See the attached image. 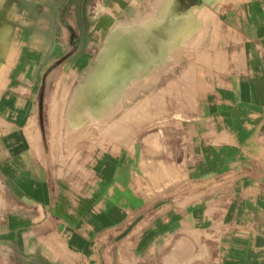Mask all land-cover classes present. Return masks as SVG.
I'll return each instance as SVG.
<instances>
[{"label": "crops", "instance_id": "0c3cea01", "mask_svg": "<svg viewBox=\"0 0 264 264\" xmlns=\"http://www.w3.org/2000/svg\"><path fill=\"white\" fill-rule=\"evenodd\" d=\"M125 1L100 0L99 13ZM203 9L236 40L233 71L166 147L167 133L140 136L122 119L105 149L60 158L32 121L39 53L25 48L0 90V264H264V0H162L156 15L186 32Z\"/></svg>", "mask_w": 264, "mask_h": 264}, {"label": "rangeland", "instance_id": "374dc122", "mask_svg": "<svg viewBox=\"0 0 264 264\" xmlns=\"http://www.w3.org/2000/svg\"><path fill=\"white\" fill-rule=\"evenodd\" d=\"M124 3L122 14L115 16L99 13L106 8L100 0H5L0 10V74L5 71L0 90L7 76L23 70L19 58L25 48L32 50L30 59L34 51L39 53L30 65L37 77L30 83L40 89L32 121L48 126L44 128L56 141L52 151L60 158L105 149V138L109 141L122 130L115 123L122 119H132L129 125H138L140 136L167 133L166 147L177 140L175 122L197 112L203 98L233 71L227 60L236 40L213 10H198L196 20L192 16L186 21L188 30L177 32L169 31L166 16L156 15L162 0ZM91 8L95 12L89 15ZM104 20L106 30L96 38L94 28ZM123 48L134 52L140 68L125 74L109 97L110 105L88 104L85 96L101 66ZM63 137L69 144L62 143ZM78 137L90 144H74ZM162 148L160 155L168 151Z\"/></svg>", "mask_w": 264, "mask_h": 264}, {"label": "bare ground", "instance_id": "6f19581e", "mask_svg": "<svg viewBox=\"0 0 264 264\" xmlns=\"http://www.w3.org/2000/svg\"><path fill=\"white\" fill-rule=\"evenodd\" d=\"M113 55L101 66V70L93 82L91 92L85 96V102L88 104L100 105V107L110 105L109 97L114 90H117L116 88L125 78V74L136 72L140 68V63L135 58L134 52L127 48L120 49Z\"/></svg>", "mask_w": 264, "mask_h": 264}]
</instances>
